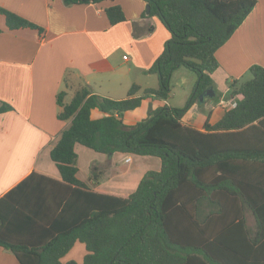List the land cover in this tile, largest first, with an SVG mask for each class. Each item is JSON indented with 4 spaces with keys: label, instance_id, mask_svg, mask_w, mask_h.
<instances>
[{
    "label": "trees",
    "instance_id": "1",
    "mask_svg": "<svg viewBox=\"0 0 264 264\" xmlns=\"http://www.w3.org/2000/svg\"><path fill=\"white\" fill-rule=\"evenodd\" d=\"M65 5L102 0H62ZM170 37L148 73L156 87L132 84L114 99L77 89L68 102L56 95L60 119H71L50 149L60 178L31 172L0 197V246L19 264H264V66L229 83L235 104L214 124L197 129L182 121L218 67L215 51L232 35L256 0H144ZM111 24L125 20L119 5L105 8ZM9 29L41 27L0 7ZM183 66L196 74L183 106L148 110L131 125L123 113L144 98L166 100L171 76ZM104 113L91 117V109ZM12 109L0 101V113ZM97 152L157 156L126 196L93 190L77 175L75 145ZM246 210L256 222L247 225ZM75 241L82 262H61Z\"/></svg>",
    "mask_w": 264,
    "mask_h": 264
},
{
    "label": "crops",
    "instance_id": "2",
    "mask_svg": "<svg viewBox=\"0 0 264 264\" xmlns=\"http://www.w3.org/2000/svg\"><path fill=\"white\" fill-rule=\"evenodd\" d=\"M111 5L121 7L125 20L109 22L105 8ZM146 6L144 0L72 5L62 0H0V7L41 27V31L9 29L0 14V101L12 107L0 113V197L33 171L60 178L49 152L71 119L57 116L61 110L56 100L59 91L65 92L63 101L68 102L82 86L91 94L114 99L124 98L132 84L140 86L137 94L157 86L146 69L170 33L157 16L147 15ZM215 58L218 67L211 74L209 92L202 99L198 97L182 117L184 123L197 129L205 122L214 124L231 107V81L247 79L252 64L264 66V0H256L242 23L215 51ZM218 80L224 81L222 92ZM195 81L183 79L185 101ZM172 103L171 97L144 98L138 107L123 113L122 121L131 125L149 109L174 106ZM102 115L99 109H91V117ZM75 152L77 177L93 190L115 195H128L148 170H159L161 165L157 156L119 151L106 154L82 144L75 145ZM127 156L130 159L125 161ZM85 253L84 243L75 241L61 262L73 259L81 263ZM0 264L19 262L0 246Z\"/></svg>",
    "mask_w": 264,
    "mask_h": 264
},
{
    "label": "rangeland",
    "instance_id": "3",
    "mask_svg": "<svg viewBox=\"0 0 264 264\" xmlns=\"http://www.w3.org/2000/svg\"><path fill=\"white\" fill-rule=\"evenodd\" d=\"M123 54L128 55L127 52H124ZM182 73H187V75L186 74L182 75ZM152 75H153L152 77H154V78H152V80L153 79L157 80L156 74L152 73ZM189 77L192 80H196V74L193 71H191V70H189L183 66H180L179 68H177L176 71L174 72V74L171 76V91H170L169 97H171V102H173L172 104H174V106L180 107V106H183L185 104L186 101L183 97L184 91L182 89L184 85L182 84V82H183V79L186 82H188L190 80ZM249 77H250V75H247L245 78H249ZM217 82H218L217 84L219 86V92H222L223 89H221L220 86H222L224 84V81L218 80ZM229 96H232V94H230ZM233 96H234V98L231 97L230 102H233L235 100V95H233ZM245 215H246L247 225L251 229L254 230L256 228V222H255L254 216L252 215L251 211L246 210Z\"/></svg>",
    "mask_w": 264,
    "mask_h": 264
},
{
    "label": "water",
    "instance_id": "4",
    "mask_svg": "<svg viewBox=\"0 0 264 264\" xmlns=\"http://www.w3.org/2000/svg\"><path fill=\"white\" fill-rule=\"evenodd\" d=\"M146 11H149V6L148 5L146 6ZM209 90H210V87L206 88L201 94H199V99H202L203 98V95L205 93H208Z\"/></svg>",
    "mask_w": 264,
    "mask_h": 264
},
{
    "label": "built area",
    "instance_id": "5",
    "mask_svg": "<svg viewBox=\"0 0 264 264\" xmlns=\"http://www.w3.org/2000/svg\"><path fill=\"white\" fill-rule=\"evenodd\" d=\"M228 103H229L230 106H233V105L235 104L234 101H233V102H230V101H229ZM129 159H130L129 156H127V157L124 158L125 161H128Z\"/></svg>",
    "mask_w": 264,
    "mask_h": 264
}]
</instances>
